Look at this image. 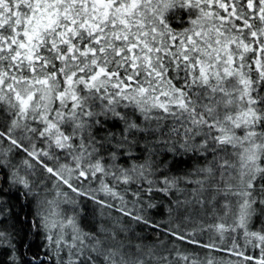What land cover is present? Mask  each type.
<instances>
[{"label":"snow or ice","instance_id":"1","mask_svg":"<svg viewBox=\"0 0 264 264\" xmlns=\"http://www.w3.org/2000/svg\"><path fill=\"white\" fill-rule=\"evenodd\" d=\"M0 264H264V0H0Z\"/></svg>","mask_w":264,"mask_h":264},{"label":"trees","instance_id":"2","mask_svg":"<svg viewBox=\"0 0 264 264\" xmlns=\"http://www.w3.org/2000/svg\"><path fill=\"white\" fill-rule=\"evenodd\" d=\"M37 243H39V241H37Z\"/></svg>","mask_w":264,"mask_h":264}]
</instances>
